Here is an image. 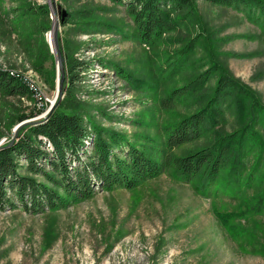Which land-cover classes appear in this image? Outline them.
<instances>
[{"label":"rangeland","instance_id":"rangeland-1","mask_svg":"<svg viewBox=\"0 0 264 264\" xmlns=\"http://www.w3.org/2000/svg\"><path fill=\"white\" fill-rule=\"evenodd\" d=\"M53 1L54 17L48 0H0V68L35 81L46 96L54 97L53 107L78 103L84 121L119 132L131 142H143L142 147L157 154L144 136L160 141L165 123L199 108L210 96L215 76L184 104L161 110L157 98L167 86H160L157 92L153 87L135 90L111 62L152 84L159 61L151 56L173 52L197 35H202V45L191 50L177 82H187L220 62L259 93L264 103V39L258 36L256 26L231 8L195 0L193 16L166 34L153 52L115 34L118 32L96 26L84 30L77 21L91 13L100 21L115 22L130 31L132 22L123 6L108 0ZM63 12L71 18L64 25L59 23L61 56L88 63L79 72L71 100L65 92L57 91V63L50 45L56 51L54 40L53 44L48 40L50 34L54 37L51 28L55 20L60 22ZM251 52L255 54L249 56ZM91 70L100 72L95 84L90 82ZM34 112L38 114L20 119ZM42 112L36 110L28 93L0 94V143L11 140L23 123L43 119L50 111ZM237 120L232 100L224 106L219 127L231 132L238 128ZM209 135L173 152L183 155L211 145L216 135ZM211 201L164 173L132 190H97L92 198L57 211L29 214L20 208L0 209V264H264L260 253L237 248L211 214ZM228 202L227 198L217 201L224 206ZM260 234L264 242V231Z\"/></svg>","mask_w":264,"mask_h":264},{"label":"trees","instance_id":"trees-1","mask_svg":"<svg viewBox=\"0 0 264 264\" xmlns=\"http://www.w3.org/2000/svg\"><path fill=\"white\" fill-rule=\"evenodd\" d=\"M108 1L124 7L132 29L126 31L115 22L100 21L89 13L86 19L77 20L84 25V30L96 26L105 32H118L115 34L135 40L153 52L166 34L193 16L196 6L195 0ZM204 1L241 13L259 29L258 36L264 39V0ZM39 8L47 12L45 6ZM70 18L65 12L60 23L64 25ZM201 37H190L182 46L163 56L154 53L150 59L158 60L159 64L152 84L111 62L135 90L153 87L157 92L160 86H167L157 98L161 110L184 104L215 76L210 96L199 108L165 123L160 141L144 136L147 143L156 147L157 154L142 147L143 142H131L119 132L84 121L80 104L62 106L59 103L45 118L20 125L12 141L0 145V209L20 208L29 214L57 211L92 198L97 190H132L165 173L189 184L200 197L212 199L211 214L237 248L244 253L264 256L260 234L264 231L263 99L220 62L187 82H177L189 63L191 50L202 45ZM211 50L214 52L215 46ZM247 54L251 56L255 52ZM62 59V93L71 100L79 72L86 69L88 63L64 60L63 56ZM26 93L28 90L22 79L0 68V94ZM232 100L236 102L239 126L225 132L219 126L224 106ZM37 114H23L20 119ZM212 132L216 137L211 145L199 146L183 155L173 152L175 148L209 137ZM219 198H227L229 204L221 206L217 203Z\"/></svg>","mask_w":264,"mask_h":264},{"label":"built area","instance_id":"built-area-1","mask_svg":"<svg viewBox=\"0 0 264 264\" xmlns=\"http://www.w3.org/2000/svg\"><path fill=\"white\" fill-rule=\"evenodd\" d=\"M10 73H15L20 79H22L27 87L28 94L32 97L36 110L43 111L42 114L46 115L47 112L52 108L55 99L54 97H48L42 92V88L35 82L26 77L21 76L19 73L10 71ZM99 71L91 70L89 72V78L91 83H96L100 79ZM43 116V115H42ZM40 117V116H39ZM86 143H89V140H85Z\"/></svg>","mask_w":264,"mask_h":264},{"label":"water","instance_id":"water-1","mask_svg":"<svg viewBox=\"0 0 264 264\" xmlns=\"http://www.w3.org/2000/svg\"><path fill=\"white\" fill-rule=\"evenodd\" d=\"M51 4V8L54 9L55 8V2L52 0H48ZM53 12V11H52ZM64 15H65V12L62 13V18L60 21L63 20L64 18ZM59 20L56 22V24L51 28V31L53 30L54 32V46H55V50L56 52H54V50L51 48V45H50V49L51 51L54 53L55 57H56V63H57V91L61 92L62 91V82H63V79H64V70H63V62H62V56H61V52L59 50V46H58V28H59ZM50 31V32H51ZM53 107V106H52ZM19 126V125H18ZM17 126V127H18ZM12 141V140H11ZM2 143H0L1 145Z\"/></svg>","mask_w":264,"mask_h":264},{"label":"bare ground","instance_id":"bare-ground-1","mask_svg":"<svg viewBox=\"0 0 264 264\" xmlns=\"http://www.w3.org/2000/svg\"><path fill=\"white\" fill-rule=\"evenodd\" d=\"M53 10V17L55 16V11H54V9H52ZM57 21L55 20V23H56ZM55 25V24H54ZM54 34V33H53ZM48 40H49V43H51V44H53V40H54V37H53V35L52 34H50L49 35V37H48ZM55 42V41H54ZM56 51V50H55Z\"/></svg>","mask_w":264,"mask_h":264}]
</instances>
